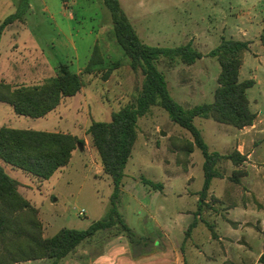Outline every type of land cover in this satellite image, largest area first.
I'll return each instance as SVG.
<instances>
[{
    "label": "rangeland",
    "instance_id": "obj_1",
    "mask_svg": "<svg viewBox=\"0 0 264 264\" xmlns=\"http://www.w3.org/2000/svg\"><path fill=\"white\" fill-rule=\"evenodd\" d=\"M19 2L0 0V25L16 12ZM29 2L30 8L24 18L9 26L1 37L0 81H7L13 86L41 85L55 76L60 64H67L74 72L81 69L84 83L80 93L66 98L56 111L45 118L17 115L12 106L0 102V128L61 131L84 141L68 168L47 181H38L18 169L13 171V177L20 183L22 196L40 210L44 237H53L64 228L86 230L94 222L108 216L112 208L114 184L110 176L104 173L87 131L94 121H111L114 112L135 104L145 77L141 69H132L130 58L117 42L111 13L104 0ZM120 2L145 44L176 48L192 43L205 55L191 66L180 60L170 62L164 58L157 64L167 78L171 95L186 110L214 102L221 66L216 58L208 54L221 43L223 37H228L225 26L231 24L235 28L234 25L238 23L248 24L250 31H240L233 37L246 36L251 39L252 50L248 53L244 69L246 74L260 65L258 58L262 60L257 76L263 84L249 89L248 96L254 100L253 103H256V99L259 102L258 120L262 123L255 131L257 145L252 144L251 147L255 151L252 161L263 168L264 215V50L259 42L264 0H221L216 5L214 3L217 0ZM96 45L104 58V69L83 74ZM116 62L119 63L118 68L105 80L106 69ZM44 63L49 65L46 76L40 83H32L34 75L31 70L37 64ZM23 72L29 73L28 76L21 75ZM251 108L256 110L254 104ZM194 125L201 131L209 149L220 153L231 149L233 141L240 135L237 128L212 119L195 118ZM190 139V132L172 122L162 107H152L146 116L139 119L138 139L125 169L117 208L136 236L148 241V247L152 246L153 237L160 238L157 222H165L174 218L178 210L191 207L192 196L203 191L205 174L201 150L195 149L187 169L181 164L185 160L177 150ZM228 162H224V173H229ZM215 170L220 173L217 168ZM143 179L161 183L164 189H153ZM253 179L251 175L238 186L232 181L215 178L213 184L217 189L216 195H219L222 185L244 190L249 189ZM81 209L86 211L85 216L78 215ZM124 237L120 226L101 231L56 264H97L96 261L103 258L130 264L132 256L130 250H126L127 241ZM156 242L158 244L159 241ZM19 264L55 262L45 260Z\"/></svg>",
    "mask_w": 264,
    "mask_h": 264
},
{
    "label": "trees",
    "instance_id": "obj_2",
    "mask_svg": "<svg viewBox=\"0 0 264 264\" xmlns=\"http://www.w3.org/2000/svg\"><path fill=\"white\" fill-rule=\"evenodd\" d=\"M104 4L111 13L117 42L130 58L132 69H141L145 77L135 104L114 112L111 121H94L87 131L104 173L110 176L114 184L112 208L107 217L94 222L86 230L64 228L53 237H44L39 208L32 206L22 196L20 183L6 172L1 163L44 182L70 165L73 153L80 144L84 145V141L71 133L3 126L0 128V264L34 263L41 260H54L56 264L66 259L84 241L117 226H120L135 247L134 255H137L136 246L141 244V240L123 220L117 203L122 192L125 169L138 139L139 119L146 116L154 106L162 107L172 122L191 134V139L177 148L185 160L181 162L185 169L188 168L189 158L195 148L201 150L205 174L202 197L209 190L212 180L219 177L215 168L220 162L230 160L235 167H239L247 159L237 150L230 154L211 152L201 131L194 125V119H212L237 129L253 126L257 114L250 108L247 91L255 86L256 81L240 80L244 54L250 50L251 43L222 38L221 43L208 54L216 58L221 66L214 102L186 110L171 95L167 78L157 64L164 58L170 62L180 60L191 66L205 55L192 43L176 48L145 44L123 10L120 0H104ZM29 8V0H20L16 12L0 25V42L3 32L20 18L22 20ZM260 41L264 46V31ZM103 64L104 58L96 45L83 74H93L97 69H104ZM118 66L116 62L106 69L105 80ZM83 86L81 73L72 71L67 64H60L56 75L41 85L13 87L0 82V102L12 106L17 115L39 119L55 111L66 98L76 96ZM245 175L244 170L237 169L231 179L238 182ZM142 181L153 189L162 187L151 180ZM193 227L191 225L189 231ZM262 235L264 244V228ZM260 263L264 264V253Z\"/></svg>",
    "mask_w": 264,
    "mask_h": 264
},
{
    "label": "crops",
    "instance_id": "obj_3",
    "mask_svg": "<svg viewBox=\"0 0 264 264\" xmlns=\"http://www.w3.org/2000/svg\"><path fill=\"white\" fill-rule=\"evenodd\" d=\"M217 1L218 2L214 3V5L221 2V0ZM249 25H252V23H249ZM232 26L233 25L231 24L225 26L227 29L226 33L228 35V37L225 38L249 41L251 43V39L246 38V36L245 38L233 37V35L240 33V31H250L248 24L238 23L237 25H234L235 28ZM263 31L264 8L263 27L260 30L259 36H261ZM259 42L261 43L260 39ZM13 48H16V46H13ZM250 50H252V43L250 44ZM250 50L244 54V63L240 70V80L244 81L254 79L256 81L255 86H259L263 84V81L257 76V72L261 67L262 60L258 58L260 65L256 67L253 72L246 74V71H244ZM47 65L46 63L43 65L37 64V66L31 70V73H33L32 75H34L32 77V83H40V81L43 80V78L46 76V70L49 69V65ZM81 72V69H79L76 73L80 74ZM28 74L29 73L24 72L21 73V75H25V77H27ZM0 82L10 84L4 80ZM249 100L250 108L252 107V104H254L256 109L252 110L251 108V110L257 114V118L253 126L246 127L244 129H238L240 131V135L233 141L231 149H229L226 153L219 152L220 154H230L237 150L243 156H246L247 159L239 167H235L230 160H223L216 166V168L220 171V173L218 172L219 177H217V179L220 181H232L238 186H241L245 180L249 179L250 176L253 175L254 179L250 183L249 189H233L229 186L222 185V192L219 195H216L217 189L214 187L213 179L211 186L204 197L201 196L202 191H199L195 193V196H192L193 199L191 207H184L178 210L176 215H174V218L171 217L165 222H157V225L160 227L159 230L161 234L160 238L156 236L153 237V243L151 247H148L147 240L143 241L140 238L141 244L136 246V250H138L137 255H133V250H135V247L133 248V246H131V243L125 235L124 239L127 241V245H125V247H127V249L124 247L123 248L130 250L132 256L130 264H261L260 258L264 253L262 235L264 228L263 168L258 167L257 164L252 161L255 151L252 149L251 145H257L258 141L255 138V131L259 129L262 123L258 120L260 115L259 111H257L259 102H257L256 99V103H253L254 100L251 97ZM50 114H48L46 117H48ZM217 143L218 145L220 144L219 141H217ZM75 154L76 151L73 153L72 160L74 159ZM225 161H229L227 163L229 167V173L223 172ZM1 164L5 168L6 172L11 177H13V171L15 169L8 168L6 166L7 164ZM68 166L65 168H68ZM64 169L58 172H61ZM237 169L244 170L246 175L241 177L238 182H235L231 179V177L233 172ZM13 178L18 181L16 177ZM159 184L162 186L159 188L162 191L164 186L161 183ZM180 199H182L181 196ZM191 225L194 227L189 231V227ZM156 241H159L158 244ZM105 259H99L96 261V263L110 264L112 261L108 260V258ZM121 263V260L116 259L115 261H112L111 264Z\"/></svg>",
    "mask_w": 264,
    "mask_h": 264
},
{
    "label": "built area",
    "instance_id": "obj_4",
    "mask_svg": "<svg viewBox=\"0 0 264 264\" xmlns=\"http://www.w3.org/2000/svg\"><path fill=\"white\" fill-rule=\"evenodd\" d=\"M78 215H79L80 217L85 216V215H86V211H85L84 209H81V210L79 211Z\"/></svg>",
    "mask_w": 264,
    "mask_h": 264
},
{
    "label": "water",
    "instance_id": "obj_5",
    "mask_svg": "<svg viewBox=\"0 0 264 264\" xmlns=\"http://www.w3.org/2000/svg\"><path fill=\"white\" fill-rule=\"evenodd\" d=\"M162 135H164V132L162 133ZM79 147H82V144H80V146Z\"/></svg>",
    "mask_w": 264,
    "mask_h": 264
}]
</instances>
